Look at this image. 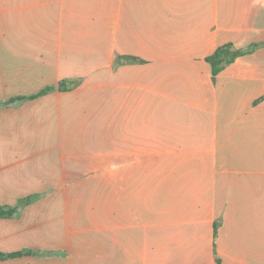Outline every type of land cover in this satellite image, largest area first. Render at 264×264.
Returning a JSON list of instances; mask_svg holds the SVG:
<instances>
[{
  "label": "crops",
  "instance_id": "0c3cea01",
  "mask_svg": "<svg viewBox=\"0 0 264 264\" xmlns=\"http://www.w3.org/2000/svg\"><path fill=\"white\" fill-rule=\"evenodd\" d=\"M0 206V264H264V0H0Z\"/></svg>",
  "mask_w": 264,
  "mask_h": 264
},
{
  "label": "trees",
  "instance_id": "16d2710c",
  "mask_svg": "<svg viewBox=\"0 0 264 264\" xmlns=\"http://www.w3.org/2000/svg\"><path fill=\"white\" fill-rule=\"evenodd\" d=\"M254 47H255V45L250 46L246 50H240V49H234L230 44H225V45L219 46L211 55H209L206 58L210 64V66H211L213 76L216 75L221 69H223L225 67V65L232 62L235 59V57L253 50ZM72 85H73V83L62 81L59 84V88L67 89V88L71 87ZM48 90H50V87L43 89L40 93H38L36 95L43 94V93L47 92ZM31 97H33V96H31ZM29 200H30V197H27V198L21 200V204L22 203L25 204ZM16 208H17V206H15V207L0 206V216H11L16 211ZM30 252H31L30 250H27V251H20V252L7 253V254L0 253V257L1 258L14 257V256L23 255V254H29Z\"/></svg>",
  "mask_w": 264,
  "mask_h": 264
}]
</instances>
